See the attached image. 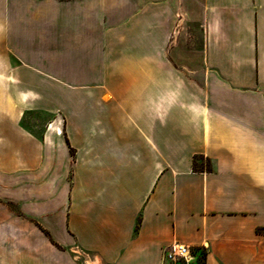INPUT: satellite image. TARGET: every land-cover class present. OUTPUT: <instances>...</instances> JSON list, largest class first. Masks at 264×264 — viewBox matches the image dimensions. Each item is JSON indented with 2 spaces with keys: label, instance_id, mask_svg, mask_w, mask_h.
Wrapping results in <instances>:
<instances>
[{
  "label": "crops",
  "instance_id": "0c3cea01",
  "mask_svg": "<svg viewBox=\"0 0 264 264\" xmlns=\"http://www.w3.org/2000/svg\"><path fill=\"white\" fill-rule=\"evenodd\" d=\"M172 243L264 264V0H0V264Z\"/></svg>",
  "mask_w": 264,
  "mask_h": 264
},
{
  "label": "built area",
  "instance_id": "2783aa9c",
  "mask_svg": "<svg viewBox=\"0 0 264 264\" xmlns=\"http://www.w3.org/2000/svg\"><path fill=\"white\" fill-rule=\"evenodd\" d=\"M196 259V254L193 248L179 244L172 243L163 248V262L179 263V264H190Z\"/></svg>",
  "mask_w": 264,
  "mask_h": 264
},
{
  "label": "trees",
  "instance_id": "16d2710c",
  "mask_svg": "<svg viewBox=\"0 0 264 264\" xmlns=\"http://www.w3.org/2000/svg\"><path fill=\"white\" fill-rule=\"evenodd\" d=\"M192 169H193V171H199V172L213 171V169H214L213 161L210 158L205 157L201 154H195L192 158ZM42 230L47 235H49V233L45 229L42 228ZM52 242H54V241L52 240ZM193 250L196 254V259L194 262H192L190 264H204V259H205V255H206L205 248L196 247V248H193Z\"/></svg>",
  "mask_w": 264,
  "mask_h": 264
},
{
  "label": "rangeland",
  "instance_id": "374dc122",
  "mask_svg": "<svg viewBox=\"0 0 264 264\" xmlns=\"http://www.w3.org/2000/svg\"><path fill=\"white\" fill-rule=\"evenodd\" d=\"M47 118H48V115H38L34 119L33 118H29V117H25L24 118V122L25 123L35 122V124L38 125L40 123H43Z\"/></svg>",
  "mask_w": 264,
  "mask_h": 264
}]
</instances>
